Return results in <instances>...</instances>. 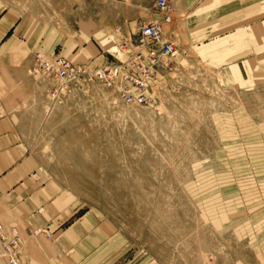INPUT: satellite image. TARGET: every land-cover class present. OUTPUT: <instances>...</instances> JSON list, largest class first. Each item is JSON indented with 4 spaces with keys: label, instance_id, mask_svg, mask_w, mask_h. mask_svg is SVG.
Instances as JSON below:
<instances>
[{
    "label": "rangeland",
    "instance_id": "1",
    "mask_svg": "<svg viewBox=\"0 0 264 264\" xmlns=\"http://www.w3.org/2000/svg\"><path fill=\"white\" fill-rule=\"evenodd\" d=\"M155 1L0 0L37 23L39 54L91 67L126 61L121 45L159 18ZM203 38L170 57L150 105L94 84L53 102L61 82L46 80L25 136L112 228L103 264H264V36L261 50L251 35Z\"/></svg>",
    "mask_w": 264,
    "mask_h": 264
},
{
    "label": "crops",
    "instance_id": "2",
    "mask_svg": "<svg viewBox=\"0 0 264 264\" xmlns=\"http://www.w3.org/2000/svg\"><path fill=\"white\" fill-rule=\"evenodd\" d=\"M172 3L177 15L164 30L178 49L188 51L203 37L251 35L254 50H261L264 0ZM34 54L37 23H23L19 10L0 2V223L18 233L20 264H103V247L117 244L112 228L43 171L25 136L35 129L33 117L48 87L30 73Z\"/></svg>",
    "mask_w": 264,
    "mask_h": 264
},
{
    "label": "built area",
    "instance_id": "3",
    "mask_svg": "<svg viewBox=\"0 0 264 264\" xmlns=\"http://www.w3.org/2000/svg\"><path fill=\"white\" fill-rule=\"evenodd\" d=\"M155 9L159 18L142 24L136 40L130 41V45L122 43L125 62L91 67L74 64L59 52L50 58L34 54L30 73L48 81L61 82L59 87L49 91V98L53 102H58L72 86L94 84L111 91L123 105L139 107L152 104L160 74L169 67L170 57L178 50L176 43L164 30L165 25L172 21L173 9L167 0H156ZM20 247L17 231H6L0 223V252L7 264H20Z\"/></svg>",
    "mask_w": 264,
    "mask_h": 264
}]
</instances>
